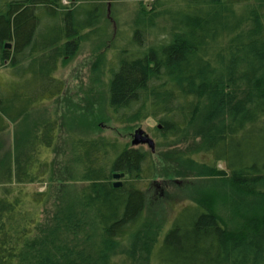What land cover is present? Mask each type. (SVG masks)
I'll list each match as a JSON object with an SVG mask.
<instances>
[{"label": "trees", "instance_id": "16d2710c", "mask_svg": "<svg viewBox=\"0 0 264 264\" xmlns=\"http://www.w3.org/2000/svg\"><path fill=\"white\" fill-rule=\"evenodd\" d=\"M63 1L0 0V62L12 73L0 86V134L62 92L59 60L103 35L104 5L116 0ZM128 21L108 49L105 103L115 123L158 121L160 160L117 138L72 134L65 171L80 186L63 187L45 214L47 190L26 186L50 174L57 123L17 137L0 163V264H264V0H152ZM168 159L179 177L219 179L228 198H252L242 226L211 196L180 208L165 231L149 224L143 187L164 177Z\"/></svg>", "mask_w": 264, "mask_h": 264}, {"label": "rangeland", "instance_id": "374dc122", "mask_svg": "<svg viewBox=\"0 0 264 264\" xmlns=\"http://www.w3.org/2000/svg\"><path fill=\"white\" fill-rule=\"evenodd\" d=\"M63 2L66 4L67 1ZM151 2L152 0H142L141 2L139 0H116L105 4L102 18L97 24L99 29L104 30L103 35L82 42L74 54L59 60L54 76L63 83L62 92L58 96L35 103L22 119L9 124L0 134V163H3L8 154L13 152L17 137H25L36 131L48 119H54L57 123L53 147L46 151V156L51 162L50 174L44 182L26 186L28 191L44 192L47 190L48 203L42 208V205L34 206L25 200L24 206L32 212L41 208L45 214L51 212V205L56 201L60 194L59 191L63 187L72 189L80 186L72 181L69 171H65L68 167L72 134L81 137L107 136L132 145L135 131L142 130L153 140V148H150L146 143L132 146H140L145 151H150L152 157L157 158L156 161L160 160V157L158 156V158L156 155L161 149H156L154 138L158 121L147 117L143 121L131 125L115 123L111 119L105 103L108 63L111 64L115 61L113 52L108 51L109 46L112 42H117L114 37L118 35L116 32H121V26L130 22L128 20L131 19L133 13L140 7L149 9ZM174 7L178 6L174 5ZM119 46L122 47V43ZM11 75L8 62L1 61L0 86L8 85L12 79ZM190 137L192 138V136ZM168 150L169 153L179 151L175 147ZM195 158L199 162H210L211 159L209 155L202 153L195 155ZM169 160H166L165 163H160V161L158 163L160 164L159 174L164 177H159L143 187L149 224L163 221V231H165L180 208L187 206L192 201L211 196L215 206L221 207L222 213L234 223L232 228L242 226L244 217L251 210L246 207V200L244 201L242 197L235 194L232 198H228L230 195L226 194L225 187L220 184L219 179L179 177L175 171V165ZM217 167L222 168L223 164L218 163ZM119 180L122 182L125 181V178ZM114 181L116 179L113 178L112 182ZM205 191H210L209 195H206ZM251 201L252 198L246 204L249 206L248 203ZM230 208L239 212L233 216L228 213ZM255 211L260 213L259 208H256ZM42 217L43 214H41ZM152 262V264L155 263L154 260ZM127 263L144 264L137 259L135 261L132 259Z\"/></svg>", "mask_w": 264, "mask_h": 264}, {"label": "water", "instance_id": "95a60500", "mask_svg": "<svg viewBox=\"0 0 264 264\" xmlns=\"http://www.w3.org/2000/svg\"><path fill=\"white\" fill-rule=\"evenodd\" d=\"M5 49H10L11 48V43H6L4 45ZM160 125H158L159 127ZM132 145H138V144H148L150 148H153L154 142L153 140L147 136L142 130H136L134 133V138L132 140ZM124 176V173H113L112 178L116 179V181L113 182L114 187H119L121 186L122 182L119 180Z\"/></svg>", "mask_w": 264, "mask_h": 264}, {"label": "flooded vegetation", "instance_id": "af4514ba", "mask_svg": "<svg viewBox=\"0 0 264 264\" xmlns=\"http://www.w3.org/2000/svg\"><path fill=\"white\" fill-rule=\"evenodd\" d=\"M126 176H125V174H124V176L122 177V178H125ZM123 182V181H122Z\"/></svg>", "mask_w": 264, "mask_h": 264}]
</instances>
